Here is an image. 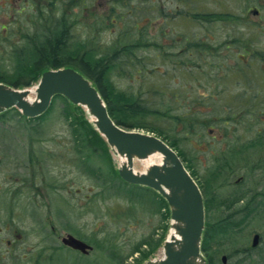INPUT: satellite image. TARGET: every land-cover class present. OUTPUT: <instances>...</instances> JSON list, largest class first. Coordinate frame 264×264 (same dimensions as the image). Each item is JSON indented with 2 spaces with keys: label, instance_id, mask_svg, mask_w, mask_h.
<instances>
[{
  "label": "rangeland",
  "instance_id": "rangeland-1",
  "mask_svg": "<svg viewBox=\"0 0 264 264\" xmlns=\"http://www.w3.org/2000/svg\"><path fill=\"white\" fill-rule=\"evenodd\" d=\"M53 1L43 16L16 13L14 22L0 7L1 80L37 75L34 66H16L15 52L26 45L25 34L63 19L69 42H89L101 54L142 40L129 62L118 59L113 82L148 105L144 122L177 140L187 157L208 200V233L221 231L207 239L213 264H264V57L248 50L251 37L264 46V26L250 20L259 16L246 0ZM64 109L56 97L39 132L26 121L0 119V264H139L156 257L169 234L165 202L124 184L119 159L94 136L85 111ZM68 234L94 249L84 255L65 246Z\"/></svg>",
  "mask_w": 264,
  "mask_h": 264
},
{
  "label": "water",
  "instance_id": "water-1",
  "mask_svg": "<svg viewBox=\"0 0 264 264\" xmlns=\"http://www.w3.org/2000/svg\"><path fill=\"white\" fill-rule=\"evenodd\" d=\"M92 81L72 67L51 69L43 73L35 90L17 89L0 82V112L16 107L27 117L42 115L50 107L55 95H64L74 104H85L96 117L94 125L113 150L128 158L119 169L123 180L153 188L171 207V218L176 222L178 237L165 242V257L144 264H207L201 253V241L206 225L204 195L187 170L180 155L162 138L149 132L120 127L110 116L106 103ZM35 94L36 101L29 96ZM159 152L165 159L161 165H152L146 173L133 169L134 157H145ZM260 235L253 237L252 246L259 244ZM62 242L88 254L93 246L68 234ZM227 257L223 256L226 262ZM158 260V259H157Z\"/></svg>",
  "mask_w": 264,
  "mask_h": 264
},
{
  "label": "trees",
  "instance_id": "trees-1",
  "mask_svg": "<svg viewBox=\"0 0 264 264\" xmlns=\"http://www.w3.org/2000/svg\"><path fill=\"white\" fill-rule=\"evenodd\" d=\"M213 15L215 16V14ZM195 16L197 18L199 14H196ZM67 24H69L67 19H63V21H61L60 23H56L55 26L49 29H37L32 33L25 34L24 40L26 45L19 50V53L15 52L16 66H19L20 68L24 66L27 67L34 66L35 67L34 70H37L36 71L37 75L32 76L29 80L25 82L21 81V79H17L16 81L13 82H8L6 80H1L3 79V76H0V81H4L16 87L30 86L36 81H38L41 73L48 68H59L68 65L74 66L80 69L84 74H86L90 79H92L95 82V84L98 86L102 96L104 97L107 103V107L111 117L114 119V121H116L118 125L126 129H140V130H146L149 132L156 133V135L162 137L170 145H172L179 152L182 159L186 162L187 157L185 158L184 154L180 150L177 140L163 135L164 133L161 132V128L156 127L155 125L148 124L147 122L146 123L144 122L146 117L143 114L146 113L145 110H147L146 108L148 105L145 104L142 101V99L139 98L134 93H126L124 91H120L113 82V79L111 78L114 70L118 65V59L119 60L122 59L124 63L129 62V56L135 55L140 45L139 42H141L142 40L137 41V43L133 45L125 44L122 45L121 48L116 47V49L113 50L111 56H109V54H105V53L101 54L103 51L99 53L96 51V49H91L90 45L88 44L89 42H84V41L83 42L77 41L76 43L69 42L71 29L70 26H67ZM191 44H193L192 46H195L197 48L201 47L199 51H202L203 48L210 49V46L203 45L202 43L194 44V42H192ZM250 46L251 47H249L248 50L250 49L252 51V56L262 54L261 51L258 50V46L256 44L251 43ZM157 68L158 67H153V70L157 71ZM61 99L63 102V106L65 108L64 109V113H65L70 109V107H72V104L64 97H61ZM75 107L78 108L79 106H75ZM51 110H52V106L45 114L39 117L27 118L20 111L13 108L4 113H1L0 119H6L7 117H9V118L17 119L18 121L21 122L26 121V123L29 124L31 131L39 132L41 123L45 120V118L49 115V113H51ZM164 114L165 113L163 112L162 115L167 117ZM85 120H86L85 123L88 125L94 136H96L98 140L107 144V142L100 135V133L95 128H93L92 124L87 119ZM259 143H263L264 145V138L260 139ZM189 161L190 159L188 158V162ZM187 167L190 169L192 175L195 177V173L191 170V168L188 165ZM116 173L118 174V171H116ZM123 183L132 189L140 188L141 190L144 191L147 190L151 191V189L147 187L132 185L126 183L125 181H123ZM152 192L160 196L161 200L165 202L164 206L168 210L167 216L170 217V210L165 199L157 192L155 191ZM207 208H208V200H207ZM253 211L254 210L247 211V213L245 214V218L248 216V214H252ZM248 218L249 217H247L246 219ZM209 226L210 223L207 222V228L205 230L202 248L206 253V255L208 256L209 263L213 264L214 263L213 259L209 256L208 253L207 243L208 240L210 239V236L212 237V235L221 231L219 228L218 230L214 229L215 230L214 232L212 231L211 233H208L210 231ZM214 237L215 236H213L212 239ZM214 242L215 241H213L212 243L213 245ZM160 243L161 241L158 242L157 246H159ZM144 244L147 245L145 241H142L139 244V246H142ZM135 250H139V248H136ZM247 256H249L248 252H247ZM141 263L142 262L140 261L139 264Z\"/></svg>",
  "mask_w": 264,
  "mask_h": 264
},
{
  "label": "flooded vegetation",
  "instance_id": "flooded-vegetation-1",
  "mask_svg": "<svg viewBox=\"0 0 264 264\" xmlns=\"http://www.w3.org/2000/svg\"><path fill=\"white\" fill-rule=\"evenodd\" d=\"M68 1H76L77 5L83 6V5H90L91 0H68ZM110 1V0H108ZM125 2V0H122ZM189 1V0H186ZM242 0H240L241 2ZM248 5L249 11H253L252 13L254 15H258L259 17L255 18L257 20L250 19L252 23L258 24L259 23L264 26V0H246L245 1ZM54 3L53 0H0V7L4 8V10L8 7V9L12 12L11 14V22H14V16L17 14L22 15V17H25V15H30L31 13H34L36 15L43 16L45 12V8H52V4ZM195 3V2H192ZM184 6L189 9V5L187 3H184ZM112 9V8H111ZM109 10V8L107 9ZM252 42L256 40L257 43H259V37H251ZM264 43V39L262 40ZM257 45V44H256ZM258 50L261 51L263 57H264V46L260 47L259 44Z\"/></svg>",
  "mask_w": 264,
  "mask_h": 264
},
{
  "label": "bare ground",
  "instance_id": "bare-ground-1",
  "mask_svg": "<svg viewBox=\"0 0 264 264\" xmlns=\"http://www.w3.org/2000/svg\"><path fill=\"white\" fill-rule=\"evenodd\" d=\"M32 90H35V87H33ZM29 100L31 102H34L36 101V97L30 95ZM83 106L86 112L88 113L90 119L95 122L97 119L93 114H91L89 107L85 104ZM116 156L119 159L120 166L127 164L128 158L126 156L118 154V153H116ZM164 159H165L164 155L157 151L152 152L145 157H134L133 169L138 173H146L152 165H161L164 162ZM137 164H140V168L137 167ZM175 225H176V222L173 221L170 234H169V238L178 237V232L175 228ZM164 257H165V252L164 250H162L161 253L158 255V257L153 259V261H155V263H159V260L163 259Z\"/></svg>",
  "mask_w": 264,
  "mask_h": 264
}]
</instances>
